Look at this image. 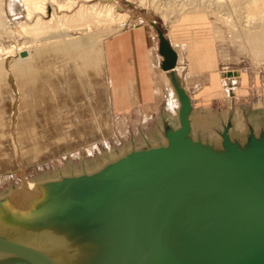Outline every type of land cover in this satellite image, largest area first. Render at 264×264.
Wrapping results in <instances>:
<instances>
[{"label":"water","instance_id":"obj_1","mask_svg":"<svg viewBox=\"0 0 264 264\" xmlns=\"http://www.w3.org/2000/svg\"><path fill=\"white\" fill-rule=\"evenodd\" d=\"M156 30L161 68L180 102L177 125L163 123L157 146L132 148L92 174L43 182L23 203L13 192L0 198V223L38 230L89 217L82 225L93 222V240L107 247L95 264H264V122L243 117L239 130L230 113L213 130L218 143L194 129L178 56ZM207 180L214 185L204 190L199 182ZM193 195L196 204L186 207ZM120 211L109 225L93 220ZM20 263L58 264L0 235V264Z\"/></svg>","mask_w":264,"mask_h":264},{"label":"rangeland","instance_id":"obj_2","mask_svg":"<svg viewBox=\"0 0 264 264\" xmlns=\"http://www.w3.org/2000/svg\"><path fill=\"white\" fill-rule=\"evenodd\" d=\"M20 1L2 0L3 5L0 4V10L7 23L0 32V61L6 62L4 65V62L1 64L3 67L6 66L4 68L7 71V68H11L0 85V90L4 94L0 95V198L16 191H23L25 195L29 189L63 176L92 174L133 147L145 146L150 137L149 133H152L158 141L161 140L160 136H156L155 121H126L115 115L112 109L105 45L111 37L143 24L150 26L158 40L156 27L163 31L173 47L185 46L181 48L182 50L178 49L181 51V62H183L182 66L177 65L179 72L176 73L180 79H182L183 70L189 68L185 64L186 60L190 61L188 65L190 70L199 67L212 71L210 86L204 94L207 98L223 97L225 103L230 106L224 111L239 112L236 116L233 114L237 129H242L243 117L244 119L249 117L250 122L252 120L256 124L264 122V56L256 55L257 51L247 35V32L255 31L257 28L259 30V27L264 26L262 24L264 23V0H257L258 3L255 1L253 7H251L252 0H226L221 1L222 3L218 0H77L75 1L77 5L71 9L58 10L54 7L53 9H56L59 14L58 17H63L64 14L73 16L84 4L92 6L98 3H110L114 5L116 12L127 13L128 18L108 27H93L91 31L84 28V30L81 28L70 30L66 34H68L67 40L75 43L73 52L68 53L63 48L51 56L52 53H47L48 56L44 54L42 58L33 60L30 70L34 71L30 74V78H21L10 71L13 61L18 58L21 51L26 52L27 49L29 52L34 49V45L39 46V43L37 45L30 41L31 35L23 29V24L28 22L33 25V22L27 21L26 12L21 7L22 1ZM185 5L192 14L189 15L190 19L181 21L178 16ZM204 5H207V8ZM168 8L171 9L170 12H167ZM249 18L251 21L248 20ZM44 20H48V17ZM260 21L263 22L260 23ZM196 24L205 25L207 30L212 28L214 41L220 49L209 51L205 57L196 58L197 64L194 65L195 55L189 51L191 44L178 42L175 34L180 30L187 32ZM18 26L22 27L23 33H20ZM56 33L63 34V31L58 30ZM89 36L94 37L90 45L82 48V44L79 43ZM73 54L78 57L74 59ZM217 54H220L223 61L220 66L217 65ZM81 58L85 59L87 64L74 66V63L80 62ZM92 58L98 61H92ZM64 60L66 64L68 61L71 62L70 65L62 63ZM191 60H193L192 63ZM74 73L77 75L75 76ZM216 78L221 82L218 83L220 86L217 88L213 84ZM25 89H29L28 92ZM11 90L15 92L12 93ZM211 92L215 93L211 95ZM24 96L26 98H23ZM189 96L191 98L190 94ZM241 96V102L233 103L234 99ZM242 111L244 112L241 113ZM193 118L196 129L200 127L207 130L209 122L205 115H197L193 110ZM96 123L98 125L106 123L108 127H104V124L98 131ZM216 124L220 125L221 121H216ZM210 133V139L216 136L213 130ZM143 141H146L145 145ZM91 248L92 246L88 249L84 247L83 253L69 258L67 263L91 264L90 261L101 254L100 250L92 252ZM86 249L87 254L84 252ZM79 258H82V262Z\"/></svg>","mask_w":264,"mask_h":264},{"label":"bare ground","instance_id":"obj_3","mask_svg":"<svg viewBox=\"0 0 264 264\" xmlns=\"http://www.w3.org/2000/svg\"><path fill=\"white\" fill-rule=\"evenodd\" d=\"M21 1H22V3H20V4H22L21 7H23L24 8L23 10L26 12V19H27V21H29V22L32 21L33 22V25L28 24V22H27V24L25 23L26 25L23 24L24 25L23 26V29L25 30V32L27 31L31 35V40L30 41L32 43H34V44L37 43V45L39 43V46H36L35 47V45H34V49L32 51H29L28 52L27 49L25 50L26 52H24V50H23V52L21 51L20 55L18 54V58L13 61V65L11 66L12 67V70H10V71H12L14 74L19 75L21 78H28V77L30 78V74L34 71L33 70L31 72V70H30V68L32 67L31 66L32 61L35 60V59H37V58L38 59L39 58H42V56H44V54L47 55V53H49V54L52 53V54H50V56H51V55L59 52L63 48L66 49V51L68 53H72L73 52V48L75 46V43L72 42L71 40H67V38H68L67 35L68 34H66L67 32H70V30H73L74 28H81V30L86 29L87 31H91L93 27H95V28L96 27H99V26L108 27L109 25L114 24L117 21L122 22L121 20H125L126 18H128V14L127 13H119V12H116L115 11V8H114V5H112L110 3H106V4L105 3L104 4L98 3V4H95V5H92V6H86L84 4V5H82L80 7V9L77 12H75V14L73 16H68V15H65L64 14V16L63 17L60 16L61 17L60 18V17H58L59 14L57 13V10L56 9H53V8L56 7V8H58V10H61V9L62 10L63 9L64 10H67L65 8L71 9L72 7H74L75 5H77L75 3V1H77V0H21ZM104 1H108V0H104ZM218 1L219 2H221V1L225 2L226 0H218ZM255 1L257 2V0H252L251 1V7H253V4H254ZM210 2H212V1H210ZM1 3L3 5L2 0H0V4ZM174 4H173V7H174ZM255 6H257V5H255ZM186 7H188V6L185 5L184 8H183V10L180 12V15L178 16L181 21H186V20L190 19L189 15L192 14L191 12L188 11L189 9H187ZM204 7L207 8V5L206 6L204 5ZM248 7L249 6H247V8ZM170 10L171 9H169V11H167V12H170ZM176 10H174V11H176ZM258 16H259V14H258ZM45 17H48V20H44ZM248 20L251 21L250 18ZM262 22L260 21V23H262ZM6 24H7L6 23V19L4 18V15H3L2 11L0 10V32L2 31L1 29L4 28V26ZM262 24H264V23H262ZM121 25H120V27H121ZM233 25H235V24H233ZM239 25H240V23H239ZM18 27L20 28V30H19V31H21L20 33H23L22 27H20V26H18ZM257 29L255 31H252V32L249 31L250 30L249 29L247 31H249L251 34H249V32H247L248 34L247 33L246 34L248 35V39L250 40L251 44H253L254 49L257 51L256 55L257 56L258 55H263L264 56V26L259 27V30H257ZM58 30L59 31L62 30L63 31V34L62 33L61 34H57L56 31L58 32ZM10 33H14V32H10ZM95 33H97V32L95 31ZM93 38L94 37L91 38V36H89L87 39L84 38V40H82L79 44H82L81 45L82 48H83V46H84V48L85 47H88L90 45V42L92 41ZM44 42H46V44H43ZM77 45H78V42H77ZM170 45H171L172 49L176 52V54L178 56V61L180 62L181 59H182L181 58V51L180 50L178 51V49L185 48V46L182 44L183 47H180L179 48V47H173V45L171 43H170ZM83 50H85V49H83ZM79 51H81V49ZM87 51L89 52V50H87ZM76 54H78V53H76ZM76 56L74 55V57H75L74 59H76ZM83 57H84V55H83ZM95 57H96V55H95ZM99 57H101V56H99ZM79 58H80V55H79ZM66 60H64L62 63L66 64L65 63ZM91 60H89V61H91ZM94 60L98 61V59H96V58L93 59L92 61H94ZM60 61H62V60H60ZM70 61H73V60H70ZM2 62H4V60L3 61L2 60L0 61V85L5 80V77L8 76L9 69H11V68H7L8 69V71H7L4 68L6 66L3 67V65L6 64V62H4L3 65L1 64ZM52 62H54V61H52ZM99 62H102V61H99ZM68 63H69V61H68ZM70 63H69V65H70ZM92 63H94V62H92ZM79 64L80 65H85V64H87V61L85 59H82L81 58L80 62H75L74 63V66H80ZM91 65H93V64H91ZM177 65H178V63H177ZM71 66L73 68V65H71ZM70 69H71V67H70ZM66 70L67 69H65V71ZM177 71L179 72L178 67H176V69H175V72H177ZM84 72H86V70ZM164 72H166V71H164ZM66 73L67 72H65V74ZM166 73L168 74V72H166ZM68 75H69V73H68ZM74 75H75V73H74ZM36 76L38 77L39 76V73ZM32 77H33V74H32ZM218 78H216V81H213L214 82L213 84L216 87L220 86L219 84L221 83ZM74 79H76V78H74ZM79 80L81 81V79H79ZM227 85H231V84L230 83H227ZM169 88L171 90L170 91V93H171L170 95L172 96V97H170V99H171L170 100V107H173L175 105H178L177 101H179V99L177 97V94H176L175 90H173L174 88L171 85L169 86ZM230 89H232V88L230 87ZM12 90H11V92H12ZM25 90L27 91L29 89H25ZM233 90H235V89H233ZM14 92H12V93H14ZM173 92L175 93V95H174ZM231 92L232 91H230V93ZM0 95H4V94H2V91L1 90H0ZM25 96H27V95H25ZM25 96L23 98H26ZM31 96L32 95L30 94V97ZM2 97L4 98V96H2ZM20 97H22V96H20ZM30 97L28 99H30ZM5 101H7V99H5ZM179 104H180V102H179ZM192 106H193V104H192ZM179 109H180V107H179ZM192 114H193V111H192ZM191 120H192V115H191ZM104 124H103L104 127L107 128L108 126L106 125V123H104ZM103 125H98L97 124L96 127L98 128V131H99L100 127H102ZM216 137H217V139H216ZM211 140H214V141H216L218 143V142H220V137L216 134V136L211 137ZM207 182H209V181L207 180L206 182L205 181H200L199 182V183H202L201 184V187L204 190H205V187H207V186L213 187V185H214V184L210 185V183H207ZM193 188L196 189L195 186H193ZM38 191H39L38 187H34V188L29 189L25 193V195H23V191L22 192L16 191V192H14L15 193L14 196H15V198H17V202L19 201V202L23 203L26 200L32 199L33 197H35L37 195V192ZM195 204H196V200H195V196H194V200L193 199H191L190 201L188 200V203H187V206L186 207H188L190 205H195ZM121 213H123V211H120L119 213H116L114 215H111V216H114V217H111V216L109 217V216L104 215L103 212H102L98 217H94L93 220H95L94 222L97 223V224L99 223V221L102 222V223H104V221L106 220L107 223H108V225H109L110 222H112V223L116 222L117 220L114 219L115 216H120ZM105 214H108V213L106 212ZM128 216H129V213L126 215V218ZM71 217L72 218L66 220L65 221V224H63V225L61 224L60 226L48 227V228H45V229L42 228V229H38V230H32V229L31 230H29V229L27 230V229H25L23 227L12 226V225H5V224H1L0 223V235L1 236H4V237H6V238H8L10 240H13V241H16V242H19V243H23V244L26 243V244H28L30 246H33L36 249H38L39 251H42V252L46 253L48 256H50V258H52L58 264H69V263H67V260H69V258H72L73 256L75 257V256L83 253L82 251H83L84 247H87V249H88L89 246H92V248H91V251L92 252H95V251H98V250L101 251L100 252L101 254H99L93 260L90 261L91 264H95V262L96 263L99 262V259L102 260V257L105 256L107 247L105 246L104 243H100V242L98 243L95 240H93L95 234L90 233V231H93V228H92V226H94L93 222H92V224L90 226H88V225L87 226H85V225L83 226L82 224H86V223L89 222V217H82L80 215H72ZM100 218H102V219H100ZM102 223H100V225ZM78 224H81L82 226L79 227V226H77ZM186 230H188V227H186V228L184 227V231H186ZM13 238H15V239H13ZM99 239H101V238H99ZM23 240L25 242H22ZM185 241H183V243H185ZM173 244H175V243L172 242V245ZM175 245L176 246H179L177 243ZM87 249H86V251H84L85 253L87 252ZM68 253H70V254H68ZM59 260H61V261H59ZM79 261L82 262V258H79Z\"/></svg>","mask_w":264,"mask_h":264},{"label":"crops","instance_id":"obj_4","mask_svg":"<svg viewBox=\"0 0 264 264\" xmlns=\"http://www.w3.org/2000/svg\"><path fill=\"white\" fill-rule=\"evenodd\" d=\"M213 33L211 27L207 30L205 25L196 24L194 27L191 26L187 32L177 31L175 37L180 43L189 42L191 44L189 51L195 55L194 65H196V58L207 56L209 51H219L220 48L214 41ZM159 44L158 37L151 31L150 26L143 24L111 37L105 45V51L108 58L107 72L113 112L126 121H155L156 136H160V141H162L163 123L167 121L174 126L177 125L180 104L177 101L178 105L170 107L172 96L169 86L172 84L169 74L161 68L163 58L159 53ZM182 63L178 61V66H182ZM221 63L223 61L220 54H217V65L220 66ZM185 64L189 68L183 70L181 82L191 95L194 113L205 115L209 122L207 130L200 127L196 129L192 114L193 128L204 135H210L211 130L220 126L216 124V121L227 120L226 116L230 114V111L224 110L230 106L225 103L223 97L207 98L204 94L210 86L212 71L199 67L190 70L189 60H186ZM214 93L211 92V95ZM241 99L242 96L237 97L233 103H239ZM238 113L233 114L236 116ZM149 134L147 143L158 145V139L152 133ZM142 143L145 145L146 141Z\"/></svg>","mask_w":264,"mask_h":264}]
</instances>
